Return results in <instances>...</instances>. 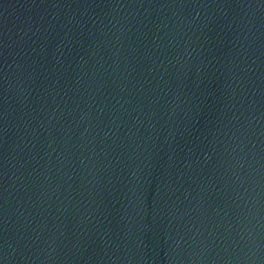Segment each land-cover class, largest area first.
<instances>
[{
	"label": "water",
	"instance_id": "obj_1",
	"mask_svg": "<svg viewBox=\"0 0 264 264\" xmlns=\"http://www.w3.org/2000/svg\"><path fill=\"white\" fill-rule=\"evenodd\" d=\"M0 264H264V0H0Z\"/></svg>",
	"mask_w": 264,
	"mask_h": 264
}]
</instances>
